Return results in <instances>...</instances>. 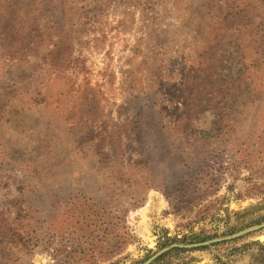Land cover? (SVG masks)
I'll return each instance as SVG.
<instances>
[{
	"label": "rangeland",
	"instance_id": "obj_1",
	"mask_svg": "<svg viewBox=\"0 0 264 264\" xmlns=\"http://www.w3.org/2000/svg\"><path fill=\"white\" fill-rule=\"evenodd\" d=\"M217 1L0 0V231L29 243L0 264H145L211 242L151 264H259L264 228L228 238L264 224V69L236 110L220 109L243 65L235 17L224 22ZM142 115L151 170L135 166ZM184 121L212 137H185ZM167 144L181 161L162 164ZM150 172L166 187L193 176L195 188L175 201L144 193ZM117 222L126 245L88 262Z\"/></svg>",
	"mask_w": 264,
	"mask_h": 264
},
{
	"label": "trees",
	"instance_id": "obj_2",
	"mask_svg": "<svg viewBox=\"0 0 264 264\" xmlns=\"http://www.w3.org/2000/svg\"><path fill=\"white\" fill-rule=\"evenodd\" d=\"M62 1V0H60ZM83 1V0H82ZM110 2L113 0H109ZM246 0H219L216 2V6L213 8V11L217 13L218 15L224 14V22H227L228 16H233L234 22L232 21L231 24L228 26V29L237 32V39L234 41V43H237L238 51H241L239 59V62L243 65V77L241 81L237 84V82L234 81H224V84L228 90V93H231L233 90H236L234 84H237V87L239 88V92L234 95L233 99H231V103L227 105V107H220L222 110H236V103L239 98L244 93L250 92L253 80L247 81V79H251L256 72L264 69V0H251L248 5H245ZM99 8H101V5H99ZM35 11V10H34ZM223 12V13H222ZM238 18V21L235 22V19ZM9 27V26H7ZM4 33V32H2ZM233 44V43H232ZM55 46L57 47L58 44L55 43ZM246 49H249L250 51L247 53ZM151 62L156 60V56L152 54L150 58ZM66 62H69L66 60ZM69 64V63H68ZM150 80L152 78L150 77ZM150 101V96L147 95V102ZM235 108V109H234ZM144 115L141 116V122L137 124L136 128V144L137 149L141 155V160L139 163H136V168L141 167L142 170L152 169L153 166H157L158 161H153L151 164V154L154 151V146L152 148V143L148 140V137L146 136V132L150 129L151 124L145 123L144 121L148 120V117L145 118ZM144 119V121H143ZM183 122L182 125H179V128L181 129V134H183L185 137H189L194 140H203V139H209L211 138V134L206 131H197L193 127L187 128ZM216 121L213 123L215 124ZM161 124H156V127H160ZM178 126V125H177ZM163 130V129H159ZM143 145V146H142ZM170 147L169 144L160 147V150L163 152L164 157L162 160L163 165H167V162H170V158H178V160L181 161L179 154L173 155L171 153H168V148ZM158 149V147H155ZM134 163V162H133ZM183 167H187L185 164ZM124 168V166L122 167ZM131 169L127 170L124 173L126 183L129 184V187H132L134 184V177L133 173L131 172ZM140 172V171H137ZM181 174V173H180ZM140 178V177H139ZM160 176L158 174L149 173V175H144V177L140 178L142 191L144 193L149 189H156L160 191L163 195H165L167 198L174 197L177 193L182 194L188 189H194L195 188V178L192 176V179L190 180H182V174L176 177L175 183L171 184V187H166V185L161 184ZM181 181H184L185 183H182ZM121 184H126L124 180L119 181ZM181 182V183H180ZM112 188L114 187V182L111 183ZM197 195H195L194 199L196 200ZM174 201L175 199L172 198ZM104 220H106V212L102 213V216ZM115 218V217H114ZM117 220L121 218H116ZM126 227L125 224L122 222H117L115 230L113 231V237L112 239H109L106 233H104V236L98 240V242L93 245L92 249H88L87 252H83L86 256H89L90 259H88V262L92 261L93 258H95V253L97 255H108L110 256L113 253H118L125 245L127 241L126 237ZM26 239V241H24ZM19 244H22L23 247L29 246L27 237L21 235L17 231L13 229H6L5 231H0V254L2 255L0 257V262L6 261L8 259L7 254L12 251V249L16 248ZM259 248L258 253L259 255L256 257L258 259L259 264H264V247L259 246L257 244H254ZM99 250V251H98ZM184 249L175 248L171 252H183ZM12 257V255H10ZM164 258V256H160L155 261H161ZM90 260V261H89ZM85 262H87L85 260Z\"/></svg>",
	"mask_w": 264,
	"mask_h": 264
},
{
	"label": "water",
	"instance_id": "obj_3",
	"mask_svg": "<svg viewBox=\"0 0 264 264\" xmlns=\"http://www.w3.org/2000/svg\"><path fill=\"white\" fill-rule=\"evenodd\" d=\"M262 228H264V224L261 225V226H258V227H256V228H253V229H250V230L244 231V232H242V233H239V234H237V235H235V236H232V237H230V238H228V239H235V238H237V237H240V236H242V235H245V234H247V233H250L251 231L258 230V229H262ZM211 243H213V242H211ZM211 243H204V244L192 245V246H187V247H185V246H172V247H170V248H167V249H165V250H163V251L157 253L155 256H153L151 259H149L145 264H151L155 259H157L158 257H160L161 255H163L164 253H166L167 251H169V250L172 249V248H179V249H187V248H189V249H192V248H202V247L207 246V245H209V244H211Z\"/></svg>",
	"mask_w": 264,
	"mask_h": 264
},
{
	"label": "bare ground",
	"instance_id": "obj_4",
	"mask_svg": "<svg viewBox=\"0 0 264 264\" xmlns=\"http://www.w3.org/2000/svg\"><path fill=\"white\" fill-rule=\"evenodd\" d=\"M158 201H160V204H161V200L159 199ZM150 202H151V206H152L153 203H154V200L153 199H150ZM149 208H150V206H148L147 208H145V210L148 211Z\"/></svg>",
	"mask_w": 264,
	"mask_h": 264
}]
</instances>
